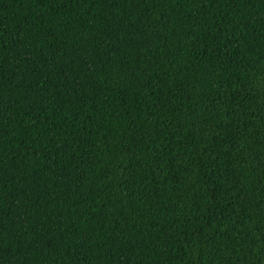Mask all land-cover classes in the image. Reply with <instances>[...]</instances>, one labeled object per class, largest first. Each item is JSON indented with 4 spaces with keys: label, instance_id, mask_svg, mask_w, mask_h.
<instances>
[{
    "label": "trees",
    "instance_id": "16d2710c",
    "mask_svg": "<svg viewBox=\"0 0 264 264\" xmlns=\"http://www.w3.org/2000/svg\"><path fill=\"white\" fill-rule=\"evenodd\" d=\"M0 264H264V0H0Z\"/></svg>",
    "mask_w": 264,
    "mask_h": 264
}]
</instances>
